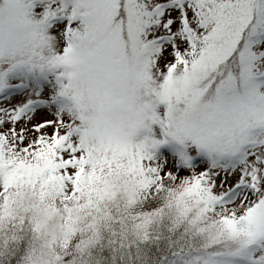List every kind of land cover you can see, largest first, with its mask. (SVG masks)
Wrapping results in <instances>:
<instances>
[{
  "label": "snow or ice",
  "instance_id": "obj_1",
  "mask_svg": "<svg viewBox=\"0 0 264 264\" xmlns=\"http://www.w3.org/2000/svg\"><path fill=\"white\" fill-rule=\"evenodd\" d=\"M0 264H264V0H0Z\"/></svg>",
  "mask_w": 264,
  "mask_h": 264
}]
</instances>
